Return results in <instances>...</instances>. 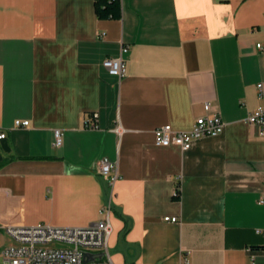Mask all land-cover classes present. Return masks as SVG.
<instances>
[{
	"label": "crops",
	"instance_id": "1",
	"mask_svg": "<svg viewBox=\"0 0 264 264\" xmlns=\"http://www.w3.org/2000/svg\"><path fill=\"white\" fill-rule=\"evenodd\" d=\"M95 1L0 0V227H86L111 202L108 264H264V136L247 121L264 0H120V19ZM121 56L122 79L103 66ZM208 115L219 135L157 145Z\"/></svg>",
	"mask_w": 264,
	"mask_h": 264
},
{
	"label": "built area",
	"instance_id": "2",
	"mask_svg": "<svg viewBox=\"0 0 264 264\" xmlns=\"http://www.w3.org/2000/svg\"><path fill=\"white\" fill-rule=\"evenodd\" d=\"M261 48V45H258ZM128 51L124 47L122 53ZM104 68L120 79L127 74V63L121 56L108 58L103 62ZM259 98L263 105L248 117V123L258 127L264 136V83L257 85ZM206 110L210 105L205 106ZM98 114L91 115L86 121L89 128L96 127ZM17 127H26L29 121L16 122ZM224 123L220 116H203L196 120L194 128L187 132L175 131L170 125L155 130V141L160 146H179L188 150L194 140L202 137L216 136L222 133ZM119 131V130H118ZM6 134H0L4 139ZM56 146L63 144V132L55 131ZM99 174L110 184L111 189L120 179L118 165L109 158L99 161ZM179 190L174 192V197H179ZM264 203V199L260 201ZM111 202L102 209V219L86 227H57L49 224L34 226L0 227V241L2 248L1 264H85L86 254H102L101 259H95L87 264H108L110 253L108 249L112 232L110 223ZM166 221L177 222L176 217L165 218Z\"/></svg>",
	"mask_w": 264,
	"mask_h": 264
},
{
	"label": "trees",
	"instance_id": "3",
	"mask_svg": "<svg viewBox=\"0 0 264 264\" xmlns=\"http://www.w3.org/2000/svg\"><path fill=\"white\" fill-rule=\"evenodd\" d=\"M95 9L100 19H120L122 16L120 0H96Z\"/></svg>",
	"mask_w": 264,
	"mask_h": 264
},
{
	"label": "water",
	"instance_id": "4",
	"mask_svg": "<svg viewBox=\"0 0 264 264\" xmlns=\"http://www.w3.org/2000/svg\"><path fill=\"white\" fill-rule=\"evenodd\" d=\"M85 257H86L85 264H87L91 261H94L95 259H101L102 254H86Z\"/></svg>",
	"mask_w": 264,
	"mask_h": 264
},
{
	"label": "rangeland",
	"instance_id": "5",
	"mask_svg": "<svg viewBox=\"0 0 264 264\" xmlns=\"http://www.w3.org/2000/svg\"><path fill=\"white\" fill-rule=\"evenodd\" d=\"M0 246H1V241H0ZM1 251H2V248H0V253H1ZM2 261H3V257H2V255L0 254V264L2 263Z\"/></svg>",
	"mask_w": 264,
	"mask_h": 264
}]
</instances>
